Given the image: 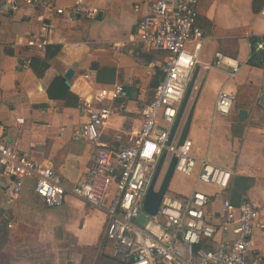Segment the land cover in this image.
I'll use <instances>...</instances> for the list:
<instances>
[{"label":"crops","instance_id":"1","mask_svg":"<svg viewBox=\"0 0 264 264\" xmlns=\"http://www.w3.org/2000/svg\"><path fill=\"white\" fill-rule=\"evenodd\" d=\"M156 1L50 0L51 8L19 4L14 9L10 0H0L3 135L10 143L17 139L21 128V150L29 152L41 166L55 170L68 189L86 179L96 148L73 137L89 121L80 105L67 107L65 101L50 100L48 89L57 77H63L66 84L64 75L71 68L76 73L69 88L77 98L90 99L99 91L122 85V98L104 100L96 107L124 108L103 129L101 144L115 150L127 147L129 137L140 132L141 109L154 98L169 57L130 39ZM78 2L84 8H96L98 14L81 15L73 22L67 15L56 14L55 9L68 12ZM263 9L264 0H201L199 4L198 26L206 36L200 61L210 67L198 65L194 71L196 79L189 104L194 114L188 139L193 143L197 162L208 160L233 172L232 186L222 192L200 183L198 166L192 176L178 173L173 193L180 197L196 191L208 194L211 202L206 214L210 224L221 221L217 216L228 197L235 205L252 203L264 224V110L255 106L253 98L248 109H238L235 101L228 116L215 112L222 90L237 96L247 87L254 88L255 95L264 89V59L259 67L249 64L253 55L251 38L264 37ZM35 38L47 44L32 45ZM194 46L190 44L189 50ZM48 47L54 55L49 69L39 78L31 67H23V61L45 59ZM218 53L238 64L239 72L234 78L229 67L215 65ZM91 73V83L87 84L82 76ZM242 110L247 112L245 119L240 117ZM17 119H24V124L19 126ZM240 126L243 135L236 137L233 129L240 131ZM181 129L182 126L178 133ZM34 189L35 180H25L18 200L9 204L5 186L0 184V227L6 225L8 229L6 243L0 248V264H46L47 258L55 264L57 252H62L60 246H69L67 252H72L73 263L82 264L84 247H95L100 242L103 245L106 213L70 194L61 207L51 209ZM3 239L0 235V246ZM251 239L250 263L264 264V228H256Z\"/></svg>","mask_w":264,"mask_h":264},{"label":"built area","instance_id":"2","mask_svg":"<svg viewBox=\"0 0 264 264\" xmlns=\"http://www.w3.org/2000/svg\"><path fill=\"white\" fill-rule=\"evenodd\" d=\"M10 1L14 9L19 4L52 6L50 0ZM200 2L157 0L139 22L137 34L130 37L131 41H140L150 51L165 52L169 57L154 98L141 109L140 132L129 137L127 147L115 150L101 144L103 129L112 117L123 113L124 108L96 107L104 100L122 98L123 86L99 91L90 99L79 98L81 110L89 121L76 130L73 137L95 147L96 154L86 179L71 189L62 184L55 170L41 166L29 152L21 150V128L17 139L9 143L0 125V184L5 186L9 204L18 200L25 180L34 179L35 193L48 208L61 207L70 194L103 210L107 223L102 243H109L112 256L123 264H251L252 235L256 228H264L252 203L235 205L230 197L226 198L222 213L217 216L221 221L217 224L207 222L206 209L211 197L199 191L184 197L167 191L156 216L144 211L149 186L165 151L170 160L172 157L177 159L175 172L192 176L199 166L197 178L200 183L215 186L222 192L229 191L232 186L233 172L208 160L197 162L189 139L181 146L177 141L168 146L170 131L195 69L198 65L210 67L200 61L206 41L205 33L198 26ZM139 10V7L135 8L136 12ZM55 11L57 15H67L70 22L81 15L95 17L98 14L96 8H84L82 2L68 12L63 9ZM261 16L264 17V9ZM192 43L194 49L189 50ZM31 44L43 47L47 41L35 38ZM261 51H264L262 41L257 44L255 52ZM30 65L31 60L23 61L25 69ZM215 65L229 67L231 78L239 72L238 64L220 53L216 54ZM92 77V73L82 76L87 84L91 83ZM234 103L232 93L220 91L216 114L228 116ZM255 106L264 110V89L257 93ZM24 122V119H17L19 126Z\"/></svg>","mask_w":264,"mask_h":264},{"label":"water","instance_id":"3","mask_svg":"<svg viewBox=\"0 0 264 264\" xmlns=\"http://www.w3.org/2000/svg\"><path fill=\"white\" fill-rule=\"evenodd\" d=\"M75 70L69 69L64 77L67 80L66 84L68 87H70L71 83L70 81L75 76ZM196 74L192 77V80L188 86V89L186 91L185 97L183 99V102L180 106V109L178 111L177 118L172 126V129L170 131L169 139H168V146H170L173 142L178 143V146H181L184 144V142L188 139L191 122L193 120V114H194V108L189 111V104L191 100V96L194 89ZM241 118H246L247 112L246 111H240L239 112ZM182 126L181 132L178 136L179 128ZM169 162V163H168ZM177 159L175 157H172L170 160V157L165 151L159 161L158 167L156 169V172L153 176V179L151 181V184L149 186V190L147 193V196L144 201V211L151 215L156 216L162 201V198L164 194L169 190L170 182L174 176L175 173V166H176ZM168 163V166L166 168V172L164 175V178L162 180L161 186L158 190H156V183L158 181V178L162 172L163 167Z\"/></svg>","mask_w":264,"mask_h":264},{"label":"trees","instance_id":"4","mask_svg":"<svg viewBox=\"0 0 264 264\" xmlns=\"http://www.w3.org/2000/svg\"><path fill=\"white\" fill-rule=\"evenodd\" d=\"M264 42V37H252L251 38V45L253 49V55L249 59V64L253 66H261L262 60L264 59V51L261 52H255L257 44L259 42ZM54 54L50 53V48L48 47L46 58L45 59H32L30 67L34 70L37 77L42 78L45 74V72L49 69V61L51 60L52 56ZM255 89L252 87H247L244 89L239 90V94L235 96L236 101V107L238 109H248L249 105L252 103L253 98L256 97L255 95ZM48 96L50 100L53 101H65L67 107H79L80 100L76 96H74L70 92V88L66 86L65 80L63 77H57L51 84V86L48 89ZM264 124V121L262 122ZM239 130H236V128L233 129V134L236 137H241L243 135V126L239 127ZM42 199V198H41ZM43 200V199H42ZM44 202V201H43ZM45 204V203H44ZM7 226L4 225V227H0V235L2 238H4V242H2V245L0 248L6 243V238L8 237V229ZM105 247L109 248V243L105 244ZM202 246H199L200 248ZM197 248V249H198ZM103 260L100 262V264H123L120 260L114 258L109 254H103Z\"/></svg>","mask_w":264,"mask_h":264},{"label":"rangeland","instance_id":"5","mask_svg":"<svg viewBox=\"0 0 264 264\" xmlns=\"http://www.w3.org/2000/svg\"><path fill=\"white\" fill-rule=\"evenodd\" d=\"M164 175H165V166L163 167L162 172H161V174L158 178V181L156 183V187H155L156 190H158L160 188L162 180L164 178ZM177 176H178V173L175 172L174 176L172 178L173 181L170 182L169 192L171 194H174L173 193V183L176 182ZM140 222H143V220H140ZM68 248H69V246H60L59 247V249L62 252H59V251L57 252L58 260L56 261L57 263H55V264H70V263L74 264L73 260H75V258H73V255H70V253H72V252H70V253L67 252ZM84 250H85V253L81 254V255H83V258H84L82 264H100V262L104 259L103 254H109V255L112 254L111 248H107V247H105V245H101V242H100V244L96 245L95 247H84ZM45 263L46 264H52V261L47 258Z\"/></svg>","mask_w":264,"mask_h":264}]
</instances>
